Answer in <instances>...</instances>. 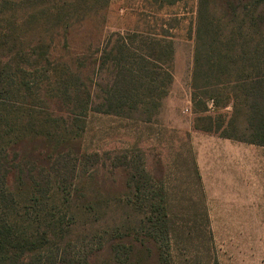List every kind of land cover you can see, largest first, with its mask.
Here are the masks:
<instances>
[{"label":"trees","instance_id":"1","mask_svg":"<svg viewBox=\"0 0 264 264\" xmlns=\"http://www.w3.org/2000/svg\"><path fill=\"white\" fill-rule=\"evenodd\" d=\"M190 1L193 5L185 38L179 33L180 23L186 20L182 12L166 13L173 19L162 20L158 29L112 35L113 44H106L102 53L101 73L105 68L108 71L105 83L96 88L99 93H95L97 85L89 76L95 62L88 61L85 55L63 76L45 75L38 82L28 76L44 67L41 61H46L45 56H34L30 62V49L27 52L14 48L9 55L0 44V264H93L103 252L105 238L96 242L92 237L70 238L72 205L82 193L76 184L79 169L85 160L94 163L99 156L83 154L77 141L90 113L150 122L173 80L177 39L194 42V130L264 146V0L153 3L162 10ZM106 2L89 0L79 4L60 0L47 6L42 0L44 10L26 15H31V23L51 22L54 29L64 27L65 32L72 22L86 16L79 9H103ZM38 12L47 13L45 16ZM41 15L46 17L43 24L36 21ZM40 41L37 43L45 42ZM32 52L35 54V49ZM209 101L217 111L227 107L231 110L215 119L209 114ZM48 102L63 103L75 112L73 127L77 132L66 129L63 117L51 113ZM22 132L54 143L52 151L45 150L39 166L35 159L29 162L25 160L27 156L21 157L18 143L24 136ZM111 167L126 174L128 193L123 200L133 207L135 219L129 220L127 228L125 222L113 226L110 234L118 238L112 246V256L104 264H172L171 240L178 227L170 218L166 194L155 189L140 157L116 155ZM142 196L144 203L138 205Z\"/></svg>","mask_w":264,"mask_h":264},{"label":"rangeland","instance_id":"2","mask_svg":"<svg viewBox=\"0 0 264 264\" xmlns=\"http://www.w3.org/2000/svg\"><path fill=\"white\" fill-rule=\"evenodd\" d=\"M43 1L52 6L60 0ZM74 1L87 4L89 0ZM154 3L108 0L103 9L90 3L93 7L79 9L86 16L75 19L64 32V27L57 31L51 22L31 23V15L26 14L44 10L42 0H0V44L9 55L14 48L30 49L33 54L30 62L34 56L44 55L46 61L38 60L44 67L28 76L38 82L45 75L63 76L85 55L88 61L95 62L89 76L97 85L95 93H99L98 84L105 83L108 71L105 68L101 73L102 53L106 44H113V34L158 29L162 20L173 19L166 17V13L182 12L186 20L180 23L179 33L186 37L193 3L162 10ZM38 13L46 16L47 12ZM44 15L36 21L43 24ZM74 16L79 18L78 13ZM40 40L45 42L41 44ZM174 48L173 80L150 122L95 113L84 121V131L79 132L77 142L83 154L99 156L94 163L85 160L79 169L76 184L82 193L72 205L74 224L70 238L92 237L94 242L105 238L102 239L105 249L93 264H104L112 256L111 249L118 238L110 234L113 226L125 222L127 228L129 220L135 219L133 207L123 200L128 193L126 174L111 167L112 159L125 153L142 158L155 189L166 194L164 201L168 203L170 218L178 227L171 240L172 264H264V146L194 130L191 90L194 42L177 39ZM48 107L52 108L51 113L63 117L69 132H77L73 127L75 112L69 106L48 102ZM208 109L217 119L218 114L229 112L231 107L217 111L209 101ZM22 134L18 143L21 157L27 156L25 160L29 162L35 159L39 166L45 150L52 151L54 143L34 138L28 132ZM142 198L138 205L144 203Z\"/></svg>","mask_w":264,"mask_h":264}]
</instances>
